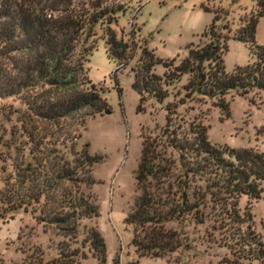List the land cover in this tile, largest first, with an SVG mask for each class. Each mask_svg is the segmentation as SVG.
I'll return each instance as SVG.
<instances>
[{
	"label": "trees",
	"instance_id": "trees-1",
	"mask_svg": "<svg viewBox=\"0 0 264 264\" xmlns=\"http://www.w3.org/2000/svg\"><path fill=\"white\" fill-rule=\"evenodd\" d=\"M252 1L253 9L238 18L234 29L225 12L211 11L212 20L201 34L205 41L189 43L177 64L172 63L174 59L155 58L143 42L137 65L131 69L130 87L138 95L136 112L143 111L148 99L161 103L167 97L165 88L184 75L188 77L182 87L186 96L210 100L225 118L229 115L226 94L244 97L253 90L264 91V45L254 40L258 19L264 16V0ZM124 12L114 0H0V97L20 96L25 112L45 122L80 111L83 117H93L108 110L85 67L95 41L87 47L80 46V41L94 36L92 30L99 25L106 56L119 65L128 47L109 26ZM228 39L245 44L251 58L229 73L222 62ZM156 65L163 68L161 76L152 73ZM111 78L120 96L114 73ZM176 107L164 106L165 122L157 135H140L134 171L137 195L123 220L131 226L135 256L162 259L186 248L182 227L189 224L205 225L208 238L218 234L229 255L216 264H264V246L248 209H238L241 196L248 203L260 197L264 153L212 145L206 127L197 118L186 123L178 120ZM38 148L35 143L29 151L18 186L0 201L10 211L29 206L44 232L73 242L80 222L98 214L97 205L83 189L93 184L91 167L101 157L90 155L82 146L72 160H57ZM81 236L77 249L69 251L67 243L61 242L57 257L48 264H77L86 258L83 249L96 264H104L105 247L96 227L82 225Z\"/></svg>",
	"mask_w": 264,
	"mask_h": 264
},
{
	"label": "rangeland",
	"instance_id": "rangeland-1",
	"mask_svg": "<svg viewBox=\"0 0 264 264\" xmlns=\"http://www.w3.org/2000/svg\"><path fill=\"white\" fill-rule=\"evenodd\" d=\"M114 1L122 5L125 12L118 14L109 27L126 43V59L117 65L107 58L99 25L92 30L94 36L86 40L81 37L80 41L83 47L95 41L85 67L88 79L100 89L110 113L83 117V111H80L56 122H45L25 112L20 96L0 97V199L8 198V192L18 186L23 165L30 160L29 151L35 143L39 144L38 150L67 161L86 146L90 155L101 157L99 163L91 167L93 184L83 189L97 205V217L80 222L78 237L67 243L63 237L44 232L34 220L29 206L25 210L10 211L0 201V264H48L57 257L61 242L67 243L69 251L78 248L82 225L95 226L100 233L105 247L104 264H113V260L117 264H216L229 255L219 243L216 232L208 238L206 232L209 230L205 225L185 224L182 231L186 248L177 249L162 259L135 256L130 245L132 229L123 220L137 195L134 171L139 159L140 135H157L165 122L164 106L171 104L177 106L178 120L186 123L197 118L206 127L207 140L212 145L251 148L264 153V91L253 90L244 97L234 92L226 94L224 99L228 102L229 115L225 118L210 100L186 96L182 87L188 77L184 75L165 88L167 97L161 103L148 99L142 104L143 111L136 112L138 95L130 87L131 69L137 65L143 42L155 58L174 59L172 63L177 64L185 56V47L189 43L200 45L205 41L201 34L212 20L211 11H217L219 15L221 11L225 12V19L234 29L238 18L253 9L254 3L252 0ZM200 6L210 12L203 11ZM254 40L256 44L264 45V16L258 19ZM222 62L227 73L235 66L250 63L247 46L228 39ZM162 72L160 65L152 69L157 76ZM181 100L183 104L180 105ZM261 188L260 197L255 201L248 203L246 197L241 196L238 209L240 212L248 209L254 232L264 246V181ZM83 251L86 258L77 264H96L86 249Z\"/></svg>",
	"mask_w": 264,
	"mask_h": 264
},
{
	"label": "water",
	"instance_id": "water-1",
	"mask_svg": "<svg viewBox=\"0 0 264 264\" xmlns=\"http://www.w3.org/2000/svg\"><path fill=\"white\" fill-rule=\"evenodd\" d=\"M103 113L104 114H108V113H110V111L109 110H104Z\"/></svg>",
	"mask_w": 264,
	"mask_h": 264
}]
</instances>
